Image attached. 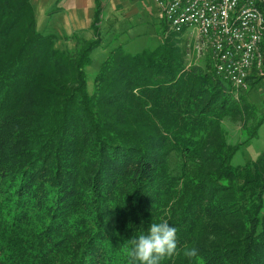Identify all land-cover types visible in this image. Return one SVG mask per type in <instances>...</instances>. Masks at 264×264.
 I'll use <instances>...</instances> for the list:
<instances>
[{
	"label": "trees",
	"instance_id": "1",
	"mask_svg": "<svg viewBox=\"0 0 264 264\" xmlns=\"http://www.w3.org/2000/svg\"><path fill=\"white\" fill-rule=\"evenodd\" d=\"M71 38L38 32L30 0H0V264H128V241L163 221L178 254L160 264H264V153L232 165L242 141L220 123L249 138L261 116L207 57L185 69L177 37L112 48L88 94L101 40L71 55Z\"/></svg>",
	"mask_w": 264,
	"mask_h": 264
},
{
	"label": "built area",
	"instance_id": "2",
	"mask_svg": "<svg viewBox=\"0 0 264 264\" xmlns=\"http://www.w3.org/2000/svg\"><path fill=\"white\" fill-rule=\"evenodd\" d=\"M169 32L206 56L230 92L264 79V0H151Z\"/></svg>",
	"mask_w": 264,
	"mask_h": 264
},
{
	"label": "rangeland",
	"instance_id": "3",
	"mask_svg": "<svg viewBox=\"0 0 264 264\" xmlns=\"http://www.w3.org/2000/svg\"><path fill=\"white\" fill-rule=\"evenodd\" d=\"M30 2L34 11L36 30L44 34H53L57 36V38L62 37L64 32L57 25L58 15L55 14L57 7L55 6V3L42 2L39 0H30ZM146 2V7H149L151 10L149 20L154 23L152 27L148 24L144 26L147 33H136V31L144 29V27L141 26L142 23L139 22V20L144 21L143 17H129L127 14H125V16H116L115 12H110L108 10H106L104 15H101L102 11L100 7V20L96 24L97 30L94 32L89 28L91 32V36H88L89 39H84L80 36L84 39L81 40L82 42L75 43L72 41V38L68 39L66 42L57 41V43H60V46L63 44L61 49L63 48L68 54L73 55L74 53L77 54L78 50L84 47L86 41L93 40L95 38L101 40L100 45L92 49L90 52V62L88 66L84 68L85 87L88 94H90L93 90V77L98 70L99 64L104 59L107 52L109 50L112 51V48L120 47L121 50L134 54L143 49L154 48L160 42V39L164 41L167 37L176 38V34L169 32L165 24L160 19H156L154 17L156 14L154 7H152L153 3L151 0H146ZM111 13H113V15ZM129 14H131V11H129ZM135 22L136 24H139L137 30H134L132 26V23ZM136 35H139L137 37L140 38L137 39ZM174 46L179 49L180 57L181 60H183L185 69L188 66H201L204 63L206 56L200 55L197 57L195 52L184 44V41L177 40V43H175ZM255 79L257 80L256 83L250 86V88L247 85L246 88L234 92V97L237 100L240 95H243L245 103L255 109L256 116H261L262 120L256 128L255 134L249 138L242 135L240 132V126L243 120L237 116H226L220 121L221 126L226 132L227 142L233 144L235 142L242 141L229 159V162L232 165H241L248 161L252 162L255 159L260 158L264 153V79L260 76H257ZM253 121V119H250L248 122L253 123ZM176 161L177 158L175 157V153L172 152L170 157L172 170ZM224 233L225 232H220V240H222Z\"/></svg>",
	"mask_w": 264,
	"mask_h": 264
},
{
	"label": "crops",
	"instance_id": "4",
	"mask_svg": "<svg viewBox=\"0 0 264 264\" xmlns=\"http://www.w3.org/2000/svg\"><path fill=\"white\" fill-rule=\"evenodd\" d=\"M42 2L55 3L56 12L58 15L57 25L64 32L63 36H70L71 34H79L84 39L91 36L90 21L94 10V0H39ZM102 14L106 13V10L115 12L116 16H125V14L134 17H143L144 21L141 22V26L146 24H154L149 20L151 10L147 6L146 0H99ZM154 7V5L152 6ZM131 11V14H129ZM156 14V9L154 7ZM127 12V13H126ZM113 15V13H111ZM154 16V14H153ZM157 19V16H154ZM133 29L137 30L139 24L132 23ZM137 34L147 33L145 27L143 30L136 31ZM84 35V36H83ZM139 35H136V37ZM140 37H137L139 39ZM89 39V38H88Z\"/></svg>",
	"mask_w": 264,
	"mask_h": 264
},
{
	"label": "clouds",
	"instance_id": "5",
	"mask_svg": "<svg viewBox=\"0 0 264 264\" xmlns=\"http://www.w3.org/2000/svg\"><path fill=\"white\" fill-rule=\"evenodd\" d=\"M128 264H160L164 258L178 254L177 229L167 221L152 223L147 234H140L128 241ZM183 256L189 260L198 257L195 247L184 246Z\"/></svg>",
	"mask_w": 264,
	"mask_h": 264
}]
</instances>
